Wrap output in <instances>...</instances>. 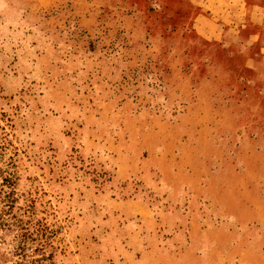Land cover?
Masks as SVG:
<instances>
[{"label": "rangeland", "instance_id": "obj_1", "mask_svg": "<svg viewBox=\"0 0 264 264\" xmlns=\"http://www.w3.org/2000/svg\"><path fill=\"white\" fill-rule=\"evenodd\" d=\"M199 2L0 0V264H264V38Z\"/></svg>", "mask_w": 264, "mask_h": 264}, {"label": "crops", "instance_id": "obj_2", "mask_svg": "<svg viewBox=\"0 0 264 264\" xmlns=\"http://www.w3.org/2000/svg\"><path fill=\"white\" fill-rule=\"evenodd\" d=\"M237 0H206L202 3V9H210L209 14H201L202 18L199 29L207 37L217 41H223L225 35H228L230 41L241 42V29L246 28L249 24L257 26L261 29L251 32L247 35L245 43L257 44L261 43L264 38V4L253 3L246 5L243 3L238 6ZM246 6V7H244ZM243 17V18H242ZM224 34H223V28ZM221 28V29H220ZM263 52L264 45L260 46Z\"/></svg>", "mask_w": 264, "mask_h": 264}]
</instances>
